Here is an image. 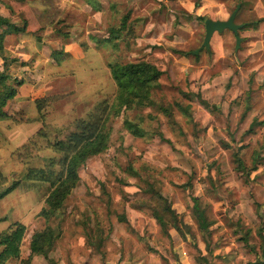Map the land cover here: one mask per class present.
<instances>
[{
  "label": "rangeland",
  "instance_id": "1",
  "mask_svg": "<svg viewBox=\"0 0 264 264\" xmlns=\"http://www.w3.org/2000/svg\"><path fill=\"white\" fill-rule=\"evenodd\" d=\"M89 1L0 3L1 16L18 26L27 23L25 34L4 41L17 60L10 65L12 85H23L5 108L9 119L0 122V190L55 156L41 139L27 145L42 126L53 139L54 131L67 132L97 103L113 101L109 63L155 65L162 76L154 104L110 118L108 149L80 169L78 186L49 220L39 215L48 184L23 181L0 201V234L13 223L27 230L20 258L6 264L29 257L30 264L177 261L175 253L165 256L168 235L152 216L148 185L176 213L186 256L195 257L197 248L205 259L200 264L253 263L264 233V0ZM237 5L235 24L244 25L239 48L226 30L193 55L204 39V21H225ZM110 29L120 37L106 43ZM59 50L69 56L57 65L50 53ZM47 98L40 116L34 102ZM125 118L148 136L129 134ZM235 153L245 172L236 169ZM195 200L207 231L193 216ZM45 228L58 233L53 249L47 258L30 256L32 234Z\"/></svg>",
  "mask_w": 264,
  "mask_h": 264
},
{
  "label": "trees",
  "instance_id": "2",
  "mask_svg": "<svg viewBox=\"0 0 264 264\" xmlns=\"http://www.w3.org/2000/svg\"><path fill=\"white\" fill-rule=\"evenodd\" d=\"M2 2L4 0H0V3ZM86 4L90 5V1L86 0ZM4 6L8 7L6 4ZM26 32V22H23L22 26H18L11 22L9 18L0 15V122L9 119L5 108L10 101L16 98L18 94L17 88L23 85L21 81H15V84L12 85L14 80L9 73L10 65L14 64L17 60L11 59L7 54L4 41L7 36H19ZM119 37L120 31L110 29L109 36L104 42L110 43L118 40ZM68 56L69 54L64 50L52 51L50 53V59L57 65H60ZM108 68L116 87L113 101L111 103L108 101L97 103L84 117L75 120L67 132L60 134V131H54V136H56L53 139H50L48 135L47 126H42L36 135L29 139L27 145L33 146L35 139H41L46 143V149H49L55 156L45 158L44 167L27 169L21 180H16L9 187L1 189L0 201L17 189L23 181L48 184L50 194L45 202L46 207L39 215L49 220L63 207L67 198L78 186L80 169L89 159L104 153L108 149L112 132V127L109 123L110 118H117L123 112L131 109L153 106L152 92L159 86L158 80L162 76V72L155 65L145 61H138L109 63ZM46 101H48V98L37 99L34 102L40 116L43 115ZM202 105L206 109L211 108L213 111H218L216 106L208 107L204 102H202ZM122 127L134 137L145 138L148 136L136 122L130 119L125 118L122 122ZM252 130L253 125L250 126L248 133H251ZM27 151L29 152L28 148ZM254 156V162L256 163L250 169L252 172L256 170L259 160L257 153ZM233 160L237 170L240 172L246 171V167L238 153L233 154ZM131 173L133 176H136V173H133V171ZM147 193L155 203L152 216L160 226L162 232L168 234L169 229L178 231L176 213L168 205L167 199L151 185H148ZM197 205L195 200L194 217L197 220L199 229L207 231L209 227L205 216ZM26 232V227L23 224L13 223L0 234V264H6L10 260L20 258L21 246ZM57 238V231L51 228L35 231L29 242L30 256H43L47 258ZM260 239L262 242L260 256L253 263L246 262L245 264H264V233L260 234ZM192 255L202 260V262L205 261L197 248L194 249ZM20 264H30V257L26 260H21ZM236 264L243 263L236 262Z\"/></svg>",
  "mask_w": 264,
  "mask_h": 264
},
{
  "label": "water",
  "instance_id": "3",
  "mask_svg": "<svg viewBox=\"0 0 264 264\" xmlns=\"http://www.w3.org/2000/svg\"><path fill=\"white\" fill-rule=\"evenodd\" d=\"M240 8V5H237L235 10L230 14L227 20L225 21H213L206 19L204 21L205 35L201 46L193 52V55H197L202 49L208 50L209 41L214 33H222L224 31H230L235 37V51L239 48L241 38L239 37V31L243 28L244 25L235 24V17Z\"/></svg>",
  "mask_w": 264,
  "mask_h": 264
},
{
  "label": "crops",
  "instance_id": "4",
  "mask_svg": "<svg viewBox=\"0 0 264 264\" xmlns=\"http://www.w3.org/2000/svg\"><path fill=\"white\" fill-rule=\"evenodd\" d=\"M194 202L195 201H193V211H194L193 212V216L195 215ZM198 208H199V210L201 212H203V210H201L199 206H198ZM203 214H204V212H203ZM204 216H205V214H204ZM205 219H206V216H205ZM207 222L208 221H206V223ZM207 224H209V223H207ZM159 228H160V226H159ZM160 230H161V228H160ZM167 235H168V246L165 247L166 251H167L165 253V256H166V258H168V256H172L173 257L174 256L173 253H175L177 255V261H175V262L170 261L169 264H200V262H199L200 259H198L196 257L186 256V254H185V252L183 250V247H182L183 246V242H181L182 240L180 239V237H179V235H178L176 230L170 229L168 231ZM126 260H124L120 264H129V263L126 262ZM137 264H139V263H137ZM153 264H163V263H161L160 261H154Z\"/></svg>",
  "mask_w": 264,
  "mask_h": 264
}]
</instances>
